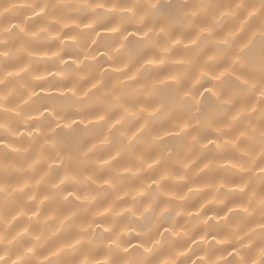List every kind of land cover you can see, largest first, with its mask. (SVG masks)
<instances>
[{
	"label": "clouds",
	"instance_id": "clouds-1",
	"mask_svg": "<svg viewBox=\"0 0 264 264\" xmlns=\"http://www.w3.org/2000/svg\"><path fill=\"white\" fill-rule=\"evenodd\" d=\"M0 264H264V0H0Z\"/></svg>",
	"mask_w": 264,
	"mask_h": 264
}]
</instances>
